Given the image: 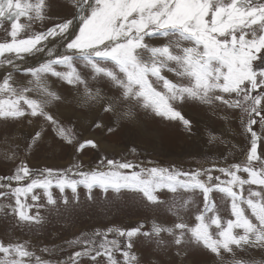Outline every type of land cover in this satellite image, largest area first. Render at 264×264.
<instances>
[{"label": "snow or ice", "instance_id": "6c2138e0", "mask_svg": "<svg viewBox=\"0 0 264 264\" xmlns=\"http://www.w3.org/2000/svg\"><path fill=\"white\" fill-rule=\"evenodd\" d=\"M71 4L69 17L37 32L34 24L52 19L50 0H0V26L10 23V40L0 42V66L13 70L0 81V119L43 117L61 140L78 145L77 152L97 148L91 139L78 142L73 129L46 110L63 99L48 83L49 77H56L82 88V105L103 102V111L114 113L118 122H136L138 111L143 110L179 121L190 131L191 121L179 105L192 101L239 109L244 130L250 134L246 160L194 172L114 159L101 161L91 171L81 170L79 164L34 170L21 161L13 175L0 177V198L14 200V204H0V212L8 209L19 223L38 225L43 222L39 208L45 205L39 204L36 190H42L52 208L60 203L53 189L59 190L65 207L78 201L80 187L87 190L89 199L94 189L128 191L154 206L166 203L158 194L167 190L173 197L167 210L176 218L171 226L153 222L146 232L143 225L97 231L89 239L73 242L84 247L70 257L71 264L82 256L93 261L103 256L107 264H137L133 238L140 235L155 238L157 245L167 244V235L178 256H187L190 247H202L221 264H264V259L251 255V250L264 254V155L258 153L261 134L254 130L257 124L264 127V0H71ZM74 26L78 31H73ZM58 41L63 52L56 46ZM45 50L49 58L36 67L21 68L16 63L26 54ZM78 66L88 69V75ZM13 72L31 79L17 84ZM100 81L118 94L105 97L99 87H91L90 82ZM41 138L37 131L28 148ZM8 158H15V153ZM66 190L71 191L72 201L64 195ZM196 193L203 198L202 207L193 199ZM213 193L229 202L231 218L221 216ZM194 206L195 222L189 224L186 214ZM109 234L114 238L109 239ZM238 252L245 256H237ZM225 254L231 259L226 261ZM0 264L51 262L30 250L27 242L0 241Z\"/></svg>", "mask_w": 264, "mask_h": 264}, {"label": "rangeland", "instance_id": "374dc122", "mask_svg": "<svg viewBox=\"0 0 264 264\" xmlns=\"http://www.w3.org/2000/svg\"><path fill=\"white\" fill-rule=\"evenodd\" d=\"M50 3L49 15L52 19L46 20L43 25L34 24L33 29L37 32L51 27L58 19L69 17L72 12L71 0H50ZM8 30L10 23L5 21L0 26V42L10 40ZM73 31H78V27L74 26ZM59 43L58 41L56 46L63 52ZM48 47H53V44L49 43ZM48 58L45 50L26 54L23 60H17L16 63L21 68L36 67ZM78 67L84 75H88V69ZM10 71H13L11 66H0V81ZM169 76L172 78L171 74ZM13 79L17 84L24 85L31 77L23 72H13ZM48 83L63 99L46 110L60 124L72 128L78 142L91 139L98 147H88L77 152L78 145L61 140L43 117L26 116L17 121L0 119V177L13 175L21 161L34 170L67 169L79 164L81 170L91 171L100 167L101 161L114 159L131 161L142 167L158 166L194 172L210 169L214 165L223 167L246 160L250 134L244 130L239 109H229L223 105L208 106L192 101L179 105L182 114L191 121L190 131L179 121L163 120L143 110L138 111L136 122H118L114 113L103 111V102L82 105L79 102L82 88H74L56 77H49ZM90 84L93 89L99 87L105 97H115L118 94L106 82ZM30 95L35 97L37 94ZM97 123L102 126L96 127ZM108 127H113L114 131L109 133ZM254 130L261 134L258 153L264 155V127L257 124ZM37 131L42 133V138L29 149L28 145ZM133 148L135 152L132 151ZM13 153L15 158L9 159ZM213 175L221 173L213 172ZM242 175L247 178V174ZM36 191L41 196L39 204L45 205L39 208L43 222L38 225L19 223L11 211L5 209L0 212V241L27 242L30 250L51 264H71L70 257L84 247L81 243L73 242L89 239L97 231L103 233L108 228L131 229L143 225L142 231L146 232L151 230L153 222L171 226L176 220L167 210L173 198L167 190L158 194L166 203L154 206L140 194L128 191L117 194L94 189L93 198L89 199L87 190L80 187L78 201L65 207L60 200L59 190L53 189L54 197L60 201L58 208L48 206L42 190ZM64 195L72 201L70 190H66ZM193 199L197 206L202 207L203 198L199 193L194 194ZM213 199L220 208L221 216L224 219L231 218L229 202L223 200L219 193H213ZM10 203L14 204L11 197L0 198V204ZM28 203L33 202L29 199ZM36 210L35 207L32 208L33 213ZM195 212L196 206L186 214L189 224L195 222ZM108 238L114 237L109 234ZM96 239L99 240L100 237ZM120 239L123 242V238ZM164 239L167 244L157 245L155 238L143 235L133 238L132 252L137 256V264H221L217 257L202 247H190L187 256H178L171 238L165 235ZM251 255L257 260L264 259V254L259 250H251ZM237 256L244 257L245 253L238 252ZM230 259L231 256L225 254V260ZM77 264H107V261L103 256L97 257L95 261L89 256H82L77 259Z\"/></svg>", "mask_w": 264, "mask_h": 264}, {"label": "bare ground", "instance_id": "6f19581e", "mask_svg": "<svg viewBox=\"0 0 264 264\" xmlns=\"http://www.w3.org/2000/svg\"><path fill=\"white\" fill-rule=\"evenodd\" d=\"M75 27H77V26H75ZM46 56V55H45ZM24 63V62H23ZM22 65V64H21ZM67 108V107H66ZM67 112V111H66ZM144 127V126H143ZM141 129V128H140ZM154 146V145H153ZM155 246V245H154Z\"/></svg>", "mask_w": 264, "mask_h": 264}]
</instances>
